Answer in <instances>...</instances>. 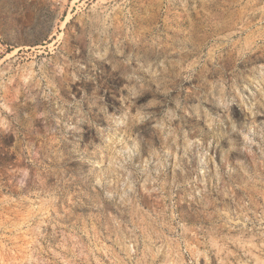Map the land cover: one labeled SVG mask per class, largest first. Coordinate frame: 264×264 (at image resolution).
Listing matches in <instances>:
<instances>
[{"label":"rangeland","instance_id":"374dc122","mask_svg":"<svg viewBox=\"0 0 264 264\" xmlns=\"http://www.w3.org/2000/svg\"><path fill=\"white\" fill-rule=\"evenodd\" d=\"M0 264H264V0H0Z\"/></svg>","mask_w":264,"mask_h":264}]
</instances>
